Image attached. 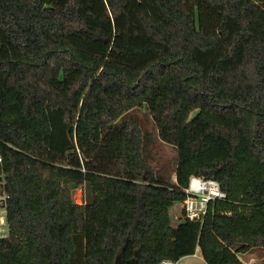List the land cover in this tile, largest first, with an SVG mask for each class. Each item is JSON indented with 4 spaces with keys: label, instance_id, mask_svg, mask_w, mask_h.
I'll use <instances>...</instances> for the list:
<instances>
[{
    "label": "trees",
    "instance_id": "obj_1",
    "mask_svg": "<svg viewBox=\"0 0 264 264\" xmlns=\"http://www.w3.org/2000/svg\"><path fill=\"white\" fill-rule=\"evenodd\" d=\"M0 158V264H243L264 250V0H0ZM191 177L225 197L173 226Z\"/></svg>",
    "mask_w": 264,
    "mask_h": 264
},
{
    "label": "rangeland",
    "instance_id": "obj_2",
    "mask_svg": "<svg viewBox=\"0 0 264 264\" xmlns=\"http://www.w3.org/2000/svg\"><path fill=\"white\" fill-rule=\"evenodd\" d=\"M134 112V116L138 121H140L143 126L150 132H152L153 139L151 143L148 144V149L150 151V155L152 156V165L156 168L160 166H164L167 168L170 177L172 180H175L173 169H174V160L176 157L175 150L165 144H162L156 138V132L152 126L151 121H149L146 110L144 109H136ZM83 188L76 187L73 190L72 199L76 204H79L83 199ZM170 215L172 218V225L176 226L178 223L182 221V203L176 204L170 210ZM3 227V228H2ZM0 230V238L7 235L6 226H1ZM5 229V230H4ZM196 255V254H194ZM185 257L180 260L177 264H205L201 261L200 257L194 256ZM194 257V258H193ZM240 260L243 264H264V250L262 249H254L246 253L245 255L240 256Z\"/></svg>",
    "mask_w": 264,
    "mask_h": 264
},
{
    "label": "built area",
    "instance_id": "obj_3",
    "mask_svg": "<svg viewBox=\"0 0 264 264\" xmlns=\"http://www.w3.org/2000/svg\"><path fill=\"white\" fill-rule=\"evenodd\" d=\"M2 163L0 158V164ZM0 230L1 226H6L8 236V226L6 222V204L8 195L4 190V182L0 183ZM83 199L79 204L84 202ZM185 200L182 202V221L189 220L193 222H202L209 202L223 199L225 195L221 192L219 185L215 181L204 180L202 178L191 177L188 187L185 189ZM3 228V227H2ZM5 230V229H4ZM0 238V239H1ZM196 256V255H194ZM159 264H177V262L163 260Z\"/></svg>",
    "mask_w": 264,
    "mask_h": 264
},
{
    "label": "crops",
    "instance_id": "obj_4",
    "mask_svg": "<svg viewBox=\"0 0 264 264\" xmlns=\"http://www.w3.org/2000/svg\"><path fill=\"white\" fill-rule=\"evenodd\" d=\"M195 254H196L197 257H198V256L200 257L201 261H203L199 249L196 250ZM188 257H192V256H188ZM193 258H194V257H193ZM179 262H180V260H179L177 263H179ZM203 262H204V261H203Z\"/></svg>",
    "mask_w": 264,
    "mask_h": 264
},
{
    "label": "water",
    "instance_id": "obj_5",
    "mask_svg": "<svg viewBox=\"0 0 264 264\" xmlns=\"http://www.w3.org/2000/svg\"><path fill=\"white\" fill-rule=\"evenodd\" d=\"M116 264H119V263H118V261H117V263H116Z\"/></svg>",
    "mask_w": 264,
    "mask_h": 264
}]
</instances>
